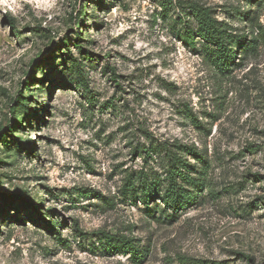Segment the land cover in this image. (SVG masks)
Listing matches in <instances>:
<instances>
[{
    "label": "rangeland",
    "instance_id": "obj_1",
    "mask_svg": "<svg viewBox=\"0 0 264 264\" xmlns=\"http://www.w3.org/2000/svg\"><path fill=\"white\" fill-rule=\"evenodd\" d=\"M190 4L256 48L218 70L213 45L184 41ZM175 144L206 159L207 187L151 215L126 178L165 185L160 145ZM121 236L142 262L108 242ZM182 258L264 264V0H0V264Z\"/></svg>",
    "mask_w": 264,
    "mask_h": 264
},
{
    "label": "trees",
    "instance_id": "obj_2",
    "mask_svg": "<svg viewBox=\"0 0 264 264\" xmlns=\"http://www.w3.org/2000/svg\"><path fill=\"white\" fill-rule=\"evenodd\" d=\"M249 1L254 3L255 0ZM187 8L191 10L197 28L186 30L183 35L184 41L192 47L196 44V38H199L206 46L213 45L215 52L212 63L221 72L230 71V64L236 56L234 46L247 51L256 48V40L248 41L247 37H239L230 33L212 16L210 8L199 4H190ZM156 147L158 149L159 146ZM150 152L145 150L144 153L150 156ZM159 154L164 155L166 159V178L163 180L165 185L162 184V180L141 170L127 176L122 194L135 202L139 200L151 215L159 209L155 201L157 198H160L165 211L169 210L174 214L197 205L203 190L207 187L204 177L206 159L194 146L183 144L160 145ZM186 155L195 156L202 165V170L194 169L195 167L187 162ZM23 200L24 198H20V201ZM15 203L16 200L11 199L10 204L15 205ZM153 203L155 206L151 207ZM36 213L39 214V211L37 210ZM43 220L49 229L55 231V224L52 220L46 217ZM108 239L110 245L115 243L117 247L122 248L124 253H130L136 262L143 261L145 256L138 252L133 240L126 236ZM180 263L187 264V260L182 258Z\"/></svg>",
    "mask_w": 264,
    "mask_h": 264
}]
</instances>
